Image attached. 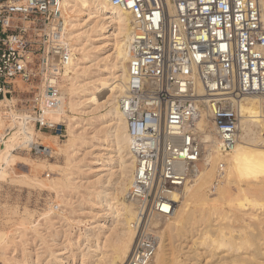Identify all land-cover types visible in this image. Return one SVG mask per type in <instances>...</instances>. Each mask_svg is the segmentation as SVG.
<instances>
[{
	"label": "built area",
	"instance_id": "built-area-1",
	"mask_svg": "<svg viewBox=\"0 0 264 264\" xmlns=\"http://www.w3.org/2000/svg\"><path fill=\"white\" fill-rule=\"evenodd\" d=\"M127 10V79L119 98L135 170L127 197L136 205L127 264H149L157 222L171 218L169 194L184 187L201 165L196 123L207 112L221 158L238 142L239 104L264 97V27L260 0H106ZM73 58L61 0H0V103L23 130L64 139L61 90ZM8 100L10 103H8ZM9 130L0 132V147ZM38 141V139H37ZM19 149L47 157L50 149ZM224 163L210 191L222 179Z\"/></svg>",
	"mask_w": 264,
	"mask_h": 264
},
{
	"label": "bare ground",
	"instance_id": "bare-ground-1",
	"mask_svg": "<svg viewBox=\"0 0 264 264\" xmlns=\"http://www.w3.org/2000/svg\"><path fill=\"white\" fill-rule=\"evenodd\" d=\"M164 1L171 10V1ZM61 8L73 58L67 68V84L61 90L59 112L50 115L49 120L64 122L66 139L58 142L50 137L52 135L42 136L33 129L23 130L14 112L2 111L3 103H0V132L9 130L0 147V180L5 179L16 165L18 156L15 151L22 144L44 146L37 141L39 136L51 140L55 150L46 147L63 155L65 160L62 178L53 184L59 188L57 190H83L84 194H77V199L98 211L93 217L95 226L89 228L87 221L69 226L68 230L78 229V236H61L62 246L59 237L50 234L54 243L51 246H61L65 253H59L58 257L51 246L44 244L47 258H50L46 263L67 264L77 247L81 251V264H85L86 259H92V264H127L135 238L132 223L136 217V205L127 197L135 159L130 152V139L119 108V98L127 79L131 15L106 0H61ZM260 9L264 27V0H260ZM239 109L238 142L224 158L219 155L207 112L201 111V118L195 125L203 144L200 168L192 181L169 194L176 204L175 211L171 218L157 222L161 231L149 264H264V97H248L239 104ZM100 110L105 111L97 118L105 129L101 131L104 142H100L106 143V147H102L107 153L105 156L98 153L90 165H85L76 159L80 147L89 144L84 127L90 125L91 119L85 120L84 117ZM95 134L88 139L94 148L99 142V134ZM110 152L114 156L107 158ZM220 161L224 163L221 185L218 183L214 192L208 195L206 190L211 192L209 186L216 179ZM98 166L104 167L106 173L97 175L92 182L86 181L85 186L82 183L83 169L92 170ZM78 178L82 179L77 182ZM230 185L236 186V194L226 197ZM61 191H57L59 194H55L54 200L48 203V210L42 213L44 221H49L48 215L52 212H58L57 204L63 202L60 198L65 195ZM224 205L231 213L223 210ZM99 217H105V223L110 220V225L105 227L98 221ZM32 219V213L24 211L19 224L42 239L44 235L38 232L40 224L32 223ZM235 219L240 223L237 227H234ZM6 237L7 233L0 231V245ZM177 241L180 243L176 245ZM173 249L178 253L175 256L171 253ZM67 252L70 253L68 257L65 256ZM31 262L35 264L34 260ZM3 264L20 262L6 257Z\"/></svg>",
	"mask_w": 264,
	"mask_h": 264
},
{
	"label": "rangeland",
	"instance_id": "rangeland-1",
	"mask_svg": "<svg viewBox=\"0 0 264 264\" xmlns=\"http://www.w3.org/2000/svg\"><path fill=\"white\" fill-rule=\"evenodd\" d=\"M95 112L93 111V114L91 113L90 115L84 117L85 120L88 118L91 119V122L89 123L90 125L84 127L85 128L84 130L86 131L85 133H87V134L84 133L85 135H87V137L85 136V138L87 139V141H89L88 142L89 144H87L85 147L83 146L80 147L79 151L76 154V159L78 161L81 160L82 164L85 165H90L91 161L98 153L104 156L107 153L103 150V147H106V143H102V141L104 142V140H102V138L104 137V134L102 133L104 127L101 120L99 119L100 120L99 121L97 119L98 115L104 114L105 111L100 110L97 113ZM92 118H94L95 120L92 121L93 120ZM52 122L61 123L62 121L60 122V120H58ZM62 123L64 124V122ZM95 133L99 134V137ZM94 134L97 136V138H99L98 144L96 143L97 144L96 148L91 147L92 145L90 141L92 138L91 136H93ZM42 136L41 137L39 136L38 141L44 143V146L48 145V147L55 150V148L52 146V141L51 140L47 141ZM46 136H50V135L47 134ZM50 137L53 140L55 141L57 140L59 142V139L56 138L55 136L52 135ZM65 139L66 138L60 139V141H64ZM44 140L47 141L48 143L46 144ZM100 140L102 141L100 142ZM52 149L50 150L51 152L47 154L46 158L34 156L33 154H29L28 152L23 151V149H19V150L17 149L15 151V154L18 156L16 165L9 170V175L5 179L0 180V231L7 233L5 242L2 245H0V252H2L0 253L1 254L0 257H2L0 258V264H3V262L6 260V257L11 259L13 258V260L16 261H18L19 259L20 264H31L32 260H34L35 264L37 262H38L37 264H47L46 262H48L50 258H47V254L45 252L46 251L45 245L51 246L53 243L51 242V238H50L52 236L49 237L50 234L59 237L58 241L62 246L63 241L60 240L61 236L64 237L65 235H69L68 237L70 238L78 236L77 228H75L74 230H68L69 226H71L72 224H75L77 222L87 221L89 222V226H90L89 228L95 226L93 217L97 213L98 209L88 208L86 202L82 201L83 199L81 200L82 201L81 203L80 200L77 199L79 198L77 194H82V195L84 194L83 190L67 191L64 189H60L62 190L61 194H65L63 195V197L60 198L64 203L59 202L57 204L58 212L57 213L52 212L51 215L50 214L48 215L50 216L48 217L49 221L48 220H47L48 222L44 221L45 218H43L42 213L48 210V203L54 200L55 194H59L57 191L60 192V190H57L58 187L55 186L53 182L59 181L62 178L63 173L61 171L64 169V163H65L64 156L57 154ZM109 154L110 155H106V157L108 156L107 158H109L110 156H114V153L112 152H110ZM49 165H53V166L49 167ZM83 170H84L83 179L82 178L80 179H82V183L85 186H87V182L94 181L97 175L103 176L106 173L105 168L102 166H98L97 168H93L92 170H89L88 168H84ZM80 179L78 178L77 182H79ZM40 182H42V184ZM43 183H45L46 185H44ZM219 185H221L220 181H219ZM227 189H228V194H226V197L236 194V186L230 185V187L227 186ZM212 192H214V190L211 192H208L206 190V193L208 195H210ZM82 204H84V206ZM223 210L225 212L227 211L231 213V211L225 205L223 206ZM24 211L32 213L33 215L32 223L40 224L38 228L39 230L38 232L40 234L42 233L41 234L42 236L44 235L42 238L44 239V241L40 239V237H36L31 230L26 229L24 228V226L19 224V219L23 216ZM60 213H66V215L61 216ZM102 214L104 213L102 212L101 215ZM104 220L105 217L98 218V221H100L101 224H105V227L109 226L111 223L110 220L107 219L106 223L104 222ZM71 221L73 223H70ZM47 223H49V225ZM238 224L240 225L238 220L235 219L234 227L239 226ZM105 229L106 228H104L103 230ZM159 231H161L160 228ZM178 243H180V241H177L175 244L177 245ZM61 246H57V247L54 245L51 246L53 251H55V255L58 257H60L59 253H65V251L61 250ZM263 247H264V242H263ZM80 252L81 251H78L76 247V249L72 253L74 257H72L71 258L72 260H69L67 264H81V258L79 256ZM176 252L177 251L175 249L171 250V253L174 256L178 254ZM65 256L67 257L70 256V253L67 252V255ZM38 257L39 260L37 261ZM203 258L201 257L200 260L202 261ZM92 261H93L92 259L89 260L86 259L85 264H92L93 263Z\"/></svg>",
	"mask_w": 264,
	"mask_h": 264
}]
</instances>
